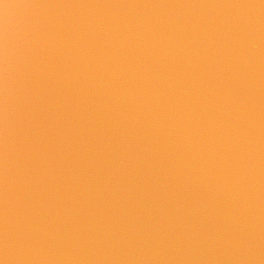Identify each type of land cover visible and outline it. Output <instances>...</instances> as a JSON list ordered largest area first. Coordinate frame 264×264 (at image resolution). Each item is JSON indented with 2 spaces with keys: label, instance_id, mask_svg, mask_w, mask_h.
<instances>
[{
  "label": "water",
  "instance_id": "95a60500",
  "mask_svg": "<svg viewBox=\"0 0 264 264\" xmlns=\"http://www.w3.org/2000/svg\"><path fill=\"white\" fill-rule=\"evenodd\" d=\"M0 264H264V0H0Z\"/></svg>",
  "mask_w": 264,
  "mask_h": 264
}]
</instances>
